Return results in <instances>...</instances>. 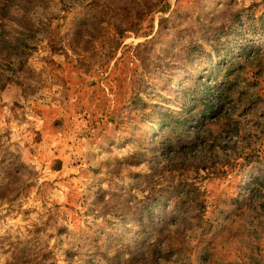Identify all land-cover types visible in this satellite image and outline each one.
<instances>
[{
  "label": "rangeland",
  "instance_id": "obj_1",
  "mask_svg": "<svg viewBox=\"0 0 264 264\" xmlns=\"http://www.w3.org/2000/svg\"><path fill=\"white\" fill-rule=\"evenodd\" d=\"M0 264H264V0H0Z\"/></svg>",
  "mask_w": 264,
  "mask_h": 264
},
{
  "label": "trees",
  "instance_id": "obj_2",
  "mask_svg": "<svg viewBox=\"0 0 264 264\" xmlns=\"http://www.w3.org/2000/svg\"><path fill=\"white\" fill-rule=\"evenodd\" d=\"M226 83H227V82H226ZM226 83H225V85H226ZM225 85L223 86V88L225 87ZM223 88H222V89H223ZM195 112H198V111H195ZM202 112H203V111H200V113H202ZM187 119H188V117H183V119H182L183 124H182V123H181V124L184 125V124L186 123ZM175 121H176V120H175ZM164 124H165V123H164ZM181 124L179 123L178 126L181 125Z\"/></svg>",
  "mask_w": 264,
  "mask_h": 264
}]
</instances>
